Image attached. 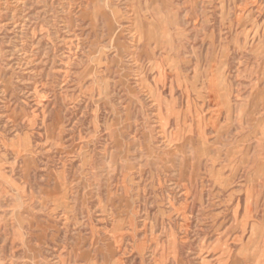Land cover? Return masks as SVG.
<instances>
[{"label": "rangeland", "instance_id": "rangeland-1", "mask_svg": "<svg viewBox=\"0 0 264 264\" xmlns=\"http://www.w3.org/2000/svg\"><path fill=\"white\" fill-rule=\"evenodd\" d=\"M0 264H264V0H0Z\"/></svg>", "mask_w": 264, "mask_h": 264}]
</instances>
